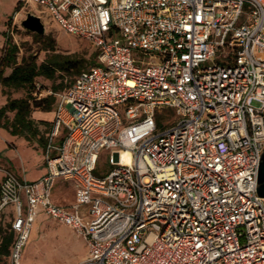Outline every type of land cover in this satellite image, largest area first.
I'll use <instances>...</instances> for the list:
<instances>
[{
  "label": "built area",
  "instance_id": "built-area-1",
  "mask_svg": "<svg viewBox=\"0 0 264 264\" xmlns=\"http://www.w3.org/2000/svg\"><path fill=\"white\" fill-rule=\"evenodd\" d=\"M20 2L98 55L55 94L47 173L3 174L10 264L40 209L86 240L78 264H264V0ZM102 149L112 168L96 174ZM58 178L74 181L71 209L51 199Z\"/></svg>",
  "mask_w": 264,
  "mask_h": 264
},
{
  "label": "rangeland",
  "instance_id": "rangeland-1",
  "mask_svg": "<svg viewBox=\"0 0 264 264\" xmlns=\"http://www.w3.org/2000/svg\"><path fill=\"white\" fill-rule=\"evenodd\" d=\"M29 14H34L41 18V21L44 24L43 33L27 29L23 25V21ZM7 43L15 44L18 47V62H22L24 59H27L35 60L38 64H40L47 56L54 54L71 56L75 59L83 60L86 68L91 67L93 65V61H96V56L93 55V53H95L96 46L91 41L67 32L60 26L50 11L43 6L22 4L20 0H0V63L2 57L4 56V50ZM48 43H50L49 45L51 46H48ZM0 71H2L1 67ZM10 71V67H4L3 75H8ZM75 76L76 74L70 75L58 72L57 77L53 80L40 76L35 79V82L40 85L42 92L45 93L46 91H50L52 92L51 95L55 96V94L62 92L71 80L75 78ZM0 95H2V101L0 102V107H2L10 99L29 97V91L27 88H8L0 84ZM253 104L259 105V102L254 101ZM54 108L55 107L53 105L51 111H53ZM39 109L45 110V107ZM13 118L14 112H7L4 117L0 118V127L6 129L8 132H11L10 128L7 129L4 127V124L7 121L11 122ZM159 122L163 124L164 117L159 119ZM37 134V127L32 125L31 130H26L23 135H15L16 137H13L9 142H7V150L0 152V179L6 171L15 172L14 167L19 165V162H21L20 153L22 154L23 152V146H21L22 143L33 147L39 139ZM12 151H14V155L11 154ZM28 164L32 171L28 173L27 176L28 178L33 179V177L40 174L43 167H41L42 164L38 160V157L35 156ZM111 168L112 166L109 161L108 151L102 149L100 151V160L98 162V171H96V174H99L100 170L107 172ZM17 176L20 180H23L22 175ZM11 209L12 206H8L5 211L7 212ZM59 225L60 224L57 222L44 223L39 232V236L35 240H32L30 245L26 248V261L31 262L34 257V250L39 246V243H41L42 240L43 243H41V246L44 248H46V245H50L51 243L53 245L57 243L58 245L56 250H59L61 253H63V250L67 249V242L58 241L63 239V237H66V235L63 236V234L59 235ZM9 226L8 215L5 212L0 211V229H2L3 234L9 231ZM74 237L80 236L74 233ZM43 255L45 256L46 253L44 252ZM72 260H74V258L71 259V262ZM82 260L83 257L80 262ZM0 264H9L8 256L0 255ZM53 264H64V261L61 259Z\"/></svg>",
  "mask_w": 264,
  "mask_h": 264
},
{
  "label": "crops",
  "instance_id": "crops-1",
  "mask_svg": "<svg viewBox=\"0 0 264 264\" xmlns=\"http://www.w3.org/2000/svg\"><path fill=\"white\" fill-rule=\"evenodd\" d=\"M0 96H1L0 97V102H1L2 95ZM54 107H55V104H54ZM54 111H55V108L53 111L40 110L39 108H37V109H34L31 113L30 119L32 120L33 126L37 127V130H38L37 137L39 139L37 140V142L35 143L33 147L27 146L25 143H22L21 146H23L22 148L23 152L22 154L20 153L21 162H19V165L14 167L15 172L12 171L16 175H22V178L26 179L29 182L37 181L47 173L45 154H46L47 143L49 140V135L51 132L52 122L55 116ZM16 136L13 135L11 132H8L6 129L0 127V152L7 150L8 148L7 142H9L13 137H16ZM60 141H61V138H57L54 140L56 144H59ZM11 154L14 155L15 154L14 151H12ZM34 156L38 157V160L42 164L41 167L43 168L40 174L33 177V179H30L28 178L27 175L28 173L32 171V169L30 168L28 163L29 161H31V159H33ZM51 199L55 204L71 209V206L75 203V199H76V189H75L74 181L69 180V179H64V178H58L55 182L52 195H51ZM9 206H12L11 210L6 212L5 211L6 208H5L1 211L5 212L8 215L9 225H10L8 232H12L14 238H16V232L12 228V223L16 216L15 207L13 205H9ZM80 213L85 215L86 210L81 209ZM45 222H50V223L57 222L60 224L58 226L59 235L63 234V236L66 235V237H63V239H60L58 241L67 242L68 247L67 249L63 250V253H61L59 250H56V247L58 245L57 243L54 245L51 243L50 245H46L45 246L46 248H44L43 246H41V243H43L42 242L43 240H42L41 243H39V246L34 250L35 251L33 254L34 257L31 260V262L26 261L25 259L26 248L30 245L32 240H35L39 236V232ZM74 233L77 234L71 226L50 216L43 209H40L29 231V238H28L27 244L23 251V264H47V263L53 264L55 262L60 261L61 259L62 261H64V264H78L80 260L82 259V257L84 259L85 255L87 254L88 245H87L86 240L82 236L78 235L81 238L74 237ZM12 246H13V242L11 243L9 247V254L7 255L9 258V264H10V252H11ZM44 252L46 253L45 256L43 255ZM72 258H74V260H72L71 262Z\"/></svg>",
  "mask_w": 264,
  "mask_h": 264
},
{
  "label": "trees",
  "instance_id": "trees-1",
  "mask_svg": "<svg viewBox=\"0 0 264 264\" xmlns=\"http://www.w3.org/2000/svg\"><path fill=\"white\" fill-rule=\"evenodd\" d=\"M49 44L50 43H48V46H51ZM17 52L18 47L15 44L7 43L4 56L0 63V67L2 68V71H0V83L4 87L15 89L27 88L29 91V97L10 99L0 108V118L4 117L7 112H14L13 120L11 122L7 121L4 124L5 128H10L13 135H21L26 130H31L33 124L30 116L33 109L45 107L46 111H51L56 102V97L54 95H49L40 100H37L33 96L36 87L35 79L37 77L42 76L53 80L57 77L58 72L70 75L76 74L75 78L67 85L66 88H68L83 70L88 69L85 67L83 60L59 54L47 56L40 64L35 60L27 59L18 62ZM93 55L96 56V61H93L92 66H95L97 65V48H95V53H93ZM4 67L11 68V72L6 76L3 75ZM14 240L15 238L12 232L3 234L2 229H0V255L7 256L9 254V247Z\"/></svg>",
  "mask_w": 264,
  "mask_h": 264
},
{
  "label": "water",
  "instance_id": "water-1",
  "mask_svg": "<svg viewBox=\"0 0 264 264\" xmlns=\"http://www.w3.org/2000/svg\"><path fill=\"white\" fill-rule=\"evenodd\" d=\"M23 25L27 29L34 30L39 33H43L44 31V24L42 23L41 18L34 14H29L23 21ZM257 192L259 196L264 198V152L262 153L259 162Z\"/></svg>",
  "mask_w": 264,
  "mask_h": 264
},
{
  "label": "bare ground",
  "instance_id": "bare-ground-1",
  "mask_svg": "<svg viewBox=\"0 0 264 264\" xmlns=\"http://www.w3.org/2000/svg\"><path fill=\"white\" fill-rule=\"evenodd\" d=\"M129 156H130V151H126L125 154L123 155V161L124 162L129 161Z\"/></svg>",
  "mask_w": 264,
  "mask_h": 264
}]
</instances>
